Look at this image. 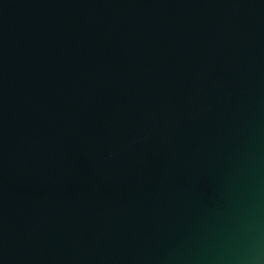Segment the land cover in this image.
I'll return each instance as SVG.
<instances>
[{
    "label": "water",
    "instance_id": "water-1",
    "mask_svg": "<svg viewBox=\"0 0 264 264\" xmlns=\"http://www.w3.org/2000/svg\"><path fill=\"white\" fill-rule=\"evenodd\" d=\"M0 264H264V0H0Z\"/></svg>",
    "mask_w": 264,
    "mask_h": 264
}]
</instances>
